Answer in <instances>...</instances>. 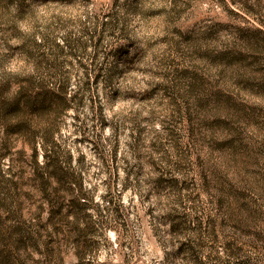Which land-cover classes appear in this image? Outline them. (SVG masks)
Returning a JSON list of instances; mask_svg holds the SVG:
<instances>
[{
  "label": "rangeland",
  "instance_id": "obj_1",
  "mask_svg": "<svg viewBox=\"0 0 264 264\" xmlns=\"http://www.w3.org/2000/svg\"><path fill=\"white\" fill-rule=\"evenodd\" d=\"M0 264H264V0H0Z\"/></svg>",
  "mask_w": 264,
  "mask_h": 264
}]
</instances>
